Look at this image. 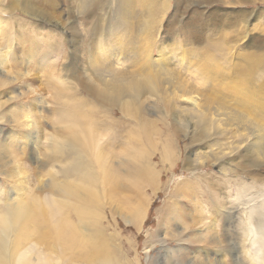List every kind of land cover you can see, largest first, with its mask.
<instances>
[{"label": "rangeland", "instance_id": "rangeland-1", "mask_svg": "<svg viewBox=\"0 0 264 264\" xmlns=\"http://www.w3.org/2000/svg\"><path fill=\"white\" fill-rule=\"evenodd\" d=\"M80 2L55 0L58 4L50 6L43 0L36 1L35 7L61 17L65 25L79 30L85 41L92 42L90 34L96 24L102 31L110 30L115 36L114 44L125 49L122 53L116 49L118 55L121 53L123 56L121 62L128 64L132 71H139L144 65L145 69H150L149 64L154 65V69L158 68L163 58L167 57L174 70L173 79L185 80L188 85L195 84L200 90L185 94L165 85L158 96L148 92L142 96V106L148 109L145 114L140 118L129 116L114 103L97 100L81 85V81L87 80L84 77L91 72V68L84 62L85 52H78L72 60V46L64 31L62 45L57 47L54 43L52 52L42 59L43 63H40L41 59L25 58L23 55L28 51L25 39L32 29L26 27L30 26L32 18L19 10L10 13L7 11L9 0H0V19L6 21L2 24L4 28L0 29L7 30V34L0 31L1 49L7 43V36L13 35L12 40L15 38L13 41L10 39L12 50L6 56L4 68L0 67V77L5 72L16 77H10L0 87V100L3 102L0 106V142L6 143L7 149L13 151L10 155L4 152L5 157L0 158V189L3 190L0 201L14 197V190L21 187L24 192L35 193L43 199H57V193L50 187L51 180L54 177L59 182L67 178L66 169L73 160L75 162L77 155H65L61 150L51 151L48 143L49 137L56 132L61 134L59 126L62 122L57 117L65 106L57 95L60 88L65 87L62 74L73 65V61L79 71L76 75L78 79L74 80L73 95L85 98L87 107L96 108L92 109V117L96 120L98 131H101L99 145L108 152L109 164L114 171L103 184L100 210L98 207L103 215L100 226L111 238L116 250L114 254H118V259L124 264H162L165 251L170 256L180 252L184 256L183 264L193 262L195 258L200 261L206 252L210 259L214 246L204 241L205 236L212 233L206 231L208 225L216 220L218 237L221 233V236L225 234V221L233 220L221 218L213 204L218 202L224 209L244 207L235 199V181L257 177L263 190L264 158L249 149L252 136L244 131L242 135L238 125L226 126L223 123L225 119H220L223 125L219 126L218 132L215 131L216 126H210L208 137L196 135L192 139L189 130L186 136L184 131L187 129L182 126L186 122L184 115L180 114L190 104L179 100L177 95H185L184 98L194 95L199 99L220 97L218 99L228 104L226 109L238 108L251 115L264 129V0H130L126 9L130 17L126 21L134 27L133 50L140 51L135 57L126 54L131 52V46H125L131 43L129 32L122 33L116 26L117 22L113 24L121 16L117 13L116 0H104L87 14L79 8ZM35 26L42 35L50 32L47 21H37ZM58 31L61 33L60 28ZM25 32L28 33L20 34ZM110 53L111 47L101 50L96 61H107ZM27 69L29 74L25 72ZM92 81L97 79L93 77ZM188 88L193 89L192 86ZM215 107L216 104L211 105L213 114L217 113ZM258 108L262 112H259L260 115L256 114ZM12 110L16 111L15 116ZM27 112L30 115L26 119L29 124L32 120L35 122L30 135L37 136L36 143L25 137L30 127L24 125ZM191 121L194 123V120ZM199 137L201 143H198ZM164 146L173 152L171 158L164 157ZM143 149L150 155V163L157 173L155 183H139L135 180L134 171L125 163L133 151ZM218 151H222L221 161L215 156ZM191 152L192 166L185 159ZM220 168L225 169L229 185L223 180L224 173L218 170ZM139 207L143 218L134 219L133 213ZM69 214L71 222L75 223L76 215L72 211ZM19 246V252L30 255L33 263L42 259L36 255L39 251L44 254L42 257L49 255L50 264L56 261H60L59 264H86L83 247L78 248V244L67 248L62 262L51 247L50 239L40 234L21 241ZM30 247L34 249L33 254L29 251ZM226 257V263L231 261ZM170 261L178 262L176 258Z\"/></svg>", "mask_w": 264, "mask_h": 264}, {"label": "bare ground", "instance_id": "bare-ground-1", "mask_svg": "<svg viewBox=\"0 0 264 264\" xmlns=\"http://www.w3.org/2000/svg\"><path fill=\"white\" fill-rule=\"evenodd\" d=\"M36 1L9 0V4L7 5V11L10 13L19 10V12L32 18L30 26L26 28H32L35 32L32 29L29 30L30 36L27 37L28 39H25V42L28 44L26 45L28 46V53L26 52L23 56L33 60L36 58L37 61L41 59L40 63H43L42 59L49 56L53 50L54 43H57V47L62 45L61 37L64 31L65 37L72 46V60L75 59L78 52L79 54L85 52L83 53L86 56L84 62L90 66L91 72L87 73L84 77L87 80L81 81V85H84L88 90V94L92 95L94 98L96 97L97 100L114 103L116 106L121 107L120 109L127 115L140 118L142 114L148 111L141 103V98L146 92L158 96L162 90L161 87L165 85L171 90L180 91L185 94L200 90L195 84L188 85L185 80L173 79L174 70L170 66V61L167 57L163 58L158 68L154 69V65L149 64L150 69H145L146 66L144 65L139 71H132L128 68V64L121 62L123 58L121 53L125 49L114 44L116 43V40L113 39L115 36H112L110 30L102 31L99 29V25L96 24L93 26L90 34L92 42L85 41L84 35L74 28V26L65 25L61 17H56L57 15L53 16L49 14L47 10L35 7ZM46 1L50 6L58 4L55 3V0ZM102 1L104 0H81L79 8L87 14L93 7L100 6ZM116 3L117 13H121V16L119 19L114 20L113 24L117 22L116 26L120 27V32L125 33L126 30L129 32V40L131 43L125 46L130 45L131 50L129 51L132 53H124L131 54L135 57V54H140V51L133 50V37L135 31L133 30L134 27L132 23L126 21L127 18L130 17H128L126 12L130 0H116ZM44 20L48 22L50 32L42 35L40 29L35 26V23L37 21L46 22ZM5 22L4 19H0L1 29L4 28L2 24H5ZM58 28L61 29V33L58 31ZM1 29L0 31L7 34V30L4 31ZM28 32L20 34L24 35ZM11 38H13V35L12 37L7 36V43L4 44V48L1 49L0 47V67H2V69L4 65H6V56L8 54L10 55L12 50L10 48ZM110 47L111 53L109 59L107 61L103 59L97 62L96 57H98V55L100 57V51H104L106 48ZM116 49L121 51L120 56ZM209 62L211 61L209 60ZM71 63L73 65L71 64L72 66L62 74V83L65 82V87H61L59 95H57L65 106L63 110L59 111L57 117L62 122L59 126L61 134L56 132L49 137L48 148L51 151L61 150L65 155L74 154L77 155V157L75 158V162L73 160L66 169L67 178L59 182H56L54 177L51 180L52 184H50V187L55 191L54 193H57V199H43L35 193L24 192L21 187L20 189L18 188V190H14V197L7 198L3 202L0 201V264H50V257L48 254L42 257L44 254L36 251V255L42 259L39 263H33L30 255L25 252H19L20 242L25 239H30L35 234H40L50 239L52 243L51 247L56 251L58 257H60L61 262L65 260L67 248L77 246L78 244V248L83 247V260L86 264H124L123 260L118 259V254H114L116 250H114L112 240L105 234L103 228L100 226L103 215L98 211V207L100 210L101 197L105 188L103 184L114 174L112 170L113 167L109 164L108 152L99 145L101 131H98L96 120L92 117L94 116V111H92V109L96 108L87 107L85 98L73 95L74 93L72 90L75 88L74 80L78 79L76 75L79 71L75 69L74 62L72 61ZM25 72L29 74L28 69L25 70ZM10 77L16 78L12 76L10 72H5V74L0 77V87H3ZM93 77H95L97 81H92ZM189 86H192L193 89H189ZM31 90L35 92V90ZM184 96L185 95H177L179 100L186 101L190 104V106L184 105L186 108L181 110L184 114H180L184 115L186 122L184 123L185 125H182L184 129H187L184 131L186 136L191 133V138H196V135L208 137L211 134L210 126H216L215 131L218 132L220 130L219 126L223 125L220 119H225L223 123L226 126L238 125L240 126L242 135L244 131L247 132L249 136H252V144L249 149L254 151L256 156L261 154L262 158H264V154L262 153L264 152V129L258 125L256 120L250 117L251 115L249 116L238 108L232 107L226 109L228 105L226 101L218 99L220 97L217 98V96L207 97L205 99H199L194 95H190L186 98H184ZM2 104L3 102L0 100V106ZM213 104L217 106L215 107L217 111L216 114L210 111L211 105ZM84 106L87 108H84ZM12 112V115L15 116L16 111L12 110ZM259 112L260 110L256 114L260 115L262 113L260 112L259 114ZM221 115L223 116L221 117ZM262 117H264V113ZM29 118L30 115L28 112L25 113L24 125L27 127L30 126L27 129L29 132L25 137L26 139L30 137L32 142L36 143L38 139L36 138L37 136L30 135L31 131L34 130L33 126H35V122L32 120L31 124H29L30 121L26 120ZM191 120H194V123H192ZM177 122L178 120H176V124H178ZM176 124L174 122L177 128ZM188 130L189 133L187 134L186 131ZM198 140V143H201L200 137ZM193 141L195 142V140ZM7 146L6 143L0 142V158H4L6 155L5 153L10 155V153L13 152L11 148L7 149ZM164 148L166 150L164 152V157L170 156L171 158L173 152L168 151L165 146ZM216 154H218L215 155L216 159L220 158L221 161L222 151H218ZM191 155L192 152L185 158L186 163L189 165H191ZM130 156L128 161L125 159L127 161L125 163L129 165L127 167L134 171L135 180L139 183H155L157 173L150 163L151 158L147 151L145 149L141 151L135 150ZM220 163L221 162H219V164ZM189 167L188 169H190ZM218 170L224 173V177L222 178L225 183L228 184L229 177L226 178L225 169L220 168ZM16 172L19 173L18 171ZM20 175L24 176V173L20 172ZM258 182L257 177L252 180L250 177L248 181H235V199L239 201V204H242V206L244 205V207L239 208L235 206L237 208L229 207L230 209H226L228 208L226 207L224 209V206H220L218 202L213 204L218 215H221V218L226 217L225 219H227L229 217L233 218V220L231 222H227L228 219L225 221L226 228H224L223 224V229H225V232H223L225 234L221 236L222 233L220 229V239L219 236L217 237L216 235L215 219L208 225L206 230L208 232L212 231L211 235L205 236L201 234L205 236L206 239L204 241H207V244L214 246V254H212L213 257L211 256V260L206 256L208 252L205 251L206 254H203L204 257L200 258V261L195 258V261L185 264H247L245 254L250 257L254 252L264 250V188L262 190L261 181L260 183ZM1 191L3 190L0 189V194H2ZM257 200L259 201L257 202ZM135 208L136 207H134V210ZM139 209L140 207L134 211V219L143 218ZM142 210H144V208ZM69 211H72V213L76 215L75 223L71 222V213L69 214ZM127 222H130V220H127ZM80 234H82V236H80ZM193 238L196 237L193 236ZM29 251L33 254L34 249L30 247ZM179 254L180 252H177V256H173L174 254L170 256V254L165 251L162 255V264H183L181 261H184V256ZM225 257H229L231 261L226 263ZM171 258H176L178 262L170 261ZM59 262L60 261H56L55 264H59Z\"/></svg>", "mask_w": 264, "mask_h": 264}, {"label": "clouds", "instance_id": "clouds-1", "mask_svg": "<svg viewBox=\"0 0 264 264\" xmlns=\"http://www.w3.org/2000/svg\"><path fill=\"white\" fill-rule=\"evenodd\" d=\"M245 255L247 264H264V250L256 251L250 257Z\"/></svg>", "mask_w": 264, "mask_h": 264}]
</instances>
